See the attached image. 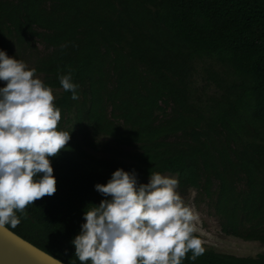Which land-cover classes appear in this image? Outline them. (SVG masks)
I'll list each match as a JSON object with an SVG mask.
<instances>
[{
  "label": "trees",
  "instance_id": "trees-1",
  "mask_svg": "<svg viewBox=\"0 0 264 264\" xmlns=\"http://www.w3.org/2000/svg\"><path fill=\"white\" fill-rule=\"evenodd\" d=\"M32 41L70 140L50 158L55 193L8 229L80 264L71 240L104 199L94 185L119 167L139 183L176 175L209 199L222 233L264 245V0H0V49ZM68 71L77 100L59 84ZM189 256L182 264H264V252Z\"/></svg>",
  "mask_w": 264,
  "mask_h": 264
},
{
  "label": "clouds",
  "instance_id": "clouds-1",
  "mask_svg": "<svg viewBox=\"0 0 264 264\" xmlns=\"http://www.w3.org/2000/svg\"><path fill=\"white\" fill-rule=\"evenodd\" d=\"M58 80L72 100L79 98L71 71ZM0 81V228H14L28 205L55 193L50 158L66 148L71 130L58 127L60 109L36 69L3 49ZM178 187L176 176L153 172L139 183L134 170L119 167L96 183L104 199L86 205L71 240L80 264H182L189 252L191 260L203 255L197 217Z\"/></svg>",
  "mask_w": 264,
  "mask_h": 264
},
{
  "label": "rangeland",
  "instance_id": "rangeland-1",
  "mask_svg": "<svg viewBox=\"0 0 264 264\" xmlns=\"http://www.w3.org/2000/svg\"><path fill=\"white\" fill-rule=\"evenodd\" d=\"M12 54L9 56L15 57L18 60L24 61L29 68H32L33 60L36 53H43L45 50L38 41H32L30 48L26 50H19L14 56V47L11 46ZM38 78L40 76L36 75ZM4 86V81H0ZM60 89H52L53 95L56 98L60 94ZM98 142H109L104 137H99ZM87 151L97 157L112 155L111 152H107L101 149L93 150L87 149ZM132 149L125 148L124 152H130ZM163 175L176 176L170 173H164ZM177 177V176H176ZM183 200L188 204L194 215L197 217L194 222L196 228V235L202 240V244L205 248H210L219 253L231 254L235 256H256L259 253L264 252V245H261L256 241H245L236 237L228 236L222 233L219 225L218 217L216 216L209 199L200 190L194 188H188L181 191L177 189Z\"/></svg>",
  "mask_w": 264,
  "mask_h": 264
},
{
  "label": "water",
  "instance_id": "water-1",
  "mask_svg": "<svg viewBox=\"0 0 264 264\" xmlns=\"http://www.w3.org/2000/svg\"><path fill=\"white\" fill-rule=\"evenodd\" d=\"M0 264H65L6 226L0 228Z\"/></svg>",
  "mask_w": 264,
  "mask_h": 264
}]
</instances>
